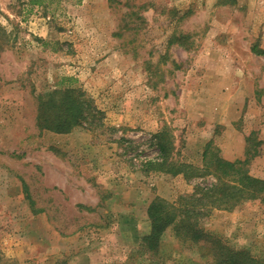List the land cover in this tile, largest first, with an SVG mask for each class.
I'll list each match as a JSON object with an SVG mask.
<instances>
[{
	"label": "rangeland",
	"instance_id": "obj_1",
	"mask_svg": "<svg viewBox=\"0 0 264 264\" xmlns=\"http://www.w3.org/2000/svg\"><path fill=\"white\" fill-rule=\"evenodd\" d=\"M253 48L264 0H0V264H213L217 238L264 260V192L211 207L214 176L148 162L161 135L164 170L200 168L209 145L264 180ZM64 88L100 125L37 126L39 98ZM155 198L190 210L197 239L172 223L146 243Z\"/></svg>",
	"mask_w": 264,
	"mask_h": 264
},
{
	"label": "trees",
	"instance_id": "obj_2",
	"mask_svg": "<svg viewBox=\"0 0 264 264\" xmlns=\"http://www.w3.org/2000/svg\"><path fill=\"white\" fill-rule=\"evenodd\" d=\"M31 4L41 3V0H30ZM258 55H264V50L253 48ZM86 111V112H85ZM90 112H101L95 107L91 109L80 95L76 94L72 88L53 90L47 98L40 97L37 108V126L40 129H46L55 133H68L74 126L85 122H93L95 117L88 119ZM95 114V113H94ZM102 121L100 118L95 122ZM160 138V139H159ZM161 140V141H160ZM157 146L159 147L162 159L160 162L150 160V169L162 170L171 174L185 172L184 168L190 170V176L197 177L203 175H212L216 183L210 188L201 189L204 195L211 197V207L231 208L241 199H254L264 192V180L251 177L240 167L241 161L229 162L219 158L214 151H211L209 145H206L202 155V166L195 167L187 164L175 165L174 170H164V165L168 161L170 146L166 143L161 135L156 136ZM147 213L150 219V230L146 234V243L153 246V241H158L163 230L174 223L176 226L192 231L196 235L201 233L197 230L191 219L190 210L180 211L173 206L167 205V202L161 198H155L149 204ZM191 227V230H190ZM207 237V236H203ZM155 246V245H154ZM151 248V247H150ZM149 248H147L148 250ZM146 250V251H147ZM150 250V249H149ZM156 251V249L154 250ZM211 256L213 264H264V260L255 258L246 249H236L215 239L211 246Z\"/></svg>",
	"mask_w": 264,
	"mask_h": 264
}]
</instances>
